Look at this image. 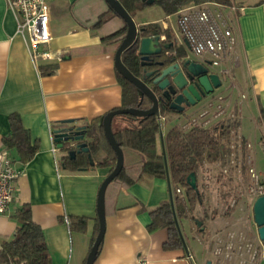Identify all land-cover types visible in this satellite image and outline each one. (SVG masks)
Segmentation results:
<instances>
[{"label":"crops","instance_id":"crops-1","mask_svg":"<svg viewBox=\"0 0 264 264\" xmlns=\"http://www.w3.org/2000/svg\"><path fill=\"white\" fill-rule=\"evenodd\" d=\"M46 1L50 8L52 32L47 48L55 55L51 60L36 63L25 39L17 32L14 12L7 0H0V150L5 149L21 170L15 183V198L7 213L0 215V249L2 241L15 234V211L22 204L30 203L34 220L44 229L52 264H85L97 225L99 231L98 191L111 168L64 169L60 159L68 151L58 147L54 130L66 120L73 121L68 126H86L109 111L122 107L123 90L115 66L119 44L105 43L102 37L122 29L124 20L110 11L105 0ZM218 5L233 24L236 38L233 48L219 66H212L209 62H202L201 57L191 55L188 45L177 33L176 14L168 16L160 6L152 5L138 11L134 19L139 27L157 22L164 29L171 30L176 43L185 47L186 58L194 57L200 63L209 64L210 72L218 73L223 82L213 92L214 95L222 94L221 99L213 98L200 106L204 97L186 109L184 114L161 116L164 134L175 125L188 127V119L204 127L236 122L231 138L245 141L250 161L259 170L258 163L264 162V0H230L226 5ZM102 15H106L107 21L95 25ZM161 36L165 40L166 36ZM46 64L55 65L54 72L42 74L40 66ZM221 105L227 107L228 115L217 114ZM12 112L20 114L24 126L31 133L32 142L38 141V150L28 162L21 161L17 151L6 148L3 143V138L11 131L9 115ZM165 121L168 124L164 128ZM54 142L58 147L59 167L52 151ZM237 145H240L237 151H242L241 141ZM123 150L125 165L143 159V155L134 149ZM237 151L226 162H206L198 170L197 185L204 192V204L196 205L190 211V217L180 222L181 228L190 236L191 225L197 218L208 214L206 220L217 224L222 221L220 217H226L218 214L211 218L213 210L221 213L223 202L218 194L213 196L210 186L219 183L221 170L224 175V170L231 169L232 174V171L241 170V160L233 159ZM107 155L108 152L103 150L98 159ZM113 160L116 162V155ZM235 174L233 177L226 175L232 177L231 184L237 179L238 174ZM169 197L167 178L145 179L130 186L111 185L107 190L106 232L94 264H141L142 259H146V264H203L204 257L212 255L220 246L213 235L222 233L221 228H210L211 233L207 231L196 236L198 260L191 252L187 254L184 247L165 249L166 229L149 232L151 216L142 207L156 206ZM237 214L239 211L235 210L227 217L233 220ZM69 216L88 217L86 231L71 230L65 221ZM230 222L226 220L227 224ZM252 230L256 232L254 241L262 244L254 217ZM222 239L226 237L222 236ZM222 246L225 253L227 244ZM218 258L222 264H229L222 256ZM209 263L214 264L210 258L206 261ZM258 264H264V257Z\"/></svg>","mask_w":264,"mask_h":264},{"label":"trees","instance_id":"trees-1","mask_svg":"<svg viewBox=\"0 0 264 264\" xmlns=\"http://www.w3.org/2000/svg\"><path fill=\"white\" fill-rule=\"evenodd\" d=\"M230 0H155L148 3L143 0H120L126 10L134 17L136 13L152 5L160 6L166 15L177 14L182 8L189 5H200L207 2H216L218 4H227ZM110 11L123 19L110 6ZM106 15H102L95 25H99L107 21ZM124 20V19H123ZM127 23L124 20V27L118 31L110 33L102 37L105 43H118L124 39L127 33ZM142 36L165 35L166 43L173 45L166 49V62H174L179 58L187 56V51L183 45H178L174 40L173 33L169 29H164L159 23L152 22L140 25ZM122 59L126 66L137 76H144L145 66L142 65V57L139 53L138 45L134 44L129 47L122 55ZM164 59V53L162 55ZM55 65H41L42 74L54 72ZM118 80L123 90V103L121 108L139 107L149 108L152 105L148 97L141 98L138 88L127 80L119 72ZM149 83L150 79H146ZM158 91L157 88H155ZM161 116L168 114H184L172 110L168 102L163 99L160 101ZM264 117V111L262 110ZM114 118L125 122V126L114 130L116 140L122 148H130L140 152L143 159L140 162L124 165L122 171L108 185V188L116 183L120 185L130 186L145 179L167 178L164 154L160 133L162 130L161 117L155 115L138 117L131 114H121ZM100 119H95L86 125V139L84 140L90 147L89 152H78L74 157L66 154L61 157L60 164L64 169L69 171H85L91 170L96 166L110 167V172L114 169L116 162L113 160L115 151L108 142L103 127L99 124ZM11 131L3 138L6 148L15 149L21 161L28 162L36 154L38 150V141L32 142L31 133L27 129L17 112L9 115ZM189 126H173L166 134L164 141L170 178L173 189L174 205L179 223L183 219L190 217V211L200 204H204V192L198 187L194 189L189 184V177L192 173L197 175L198 170L204 166L206 162H226L234 151L231 148L232 131L237 126L236 122L232 124H215L213 126L204 127L194 124L188 119ZM60 128H66L65 123L60 124ZM164 133V132H163ZM241 141L242 153H245L247 146L244 140ZM66 146V143H65ZM66 148V147H65ZM106 150L108 155L102 159H98L101 151ZM239 151H237L238 153ZM89 153H91L94 164L90 163ZM238 155V154H237ZM237 158V156H236ZM241 172H247L245 162H242ZM228 176V175H227ZM221 170L218 182L221 188L230 186L232 177H227ZM184 188V194L177 193V188ZM233 188H230V190ZM107 190L105 195V209L107 213ZM224 193L222 198H226ZM142 210L148 211L151 216V223L148 225L149 232H155L160 229H166L168 237L164 242V248L167 250L181 249L184 247L176 226L172 204L170 199L161 201L153 207L143 206ZM234 210L230 207L224 212L230 215ZM218 210H213L211 218H216ZM13 217L17 221V228L11 239H5L1 243L0 264H52V256L50 254L46 235L42 226L37 223L32 214L30 203L22 204L14 213ZM208 215L199 217L203 221ZM69 226L71 230H79L85 232L88 225V217L85 216H69ZM195 220V219H194ZM199 231L201 229L199 228ZM204 231V229L202 230ZM98 233V225L93 238V242ZM92 242V244H93ZM102 243L100 245V248Z\"/></svg>","mask_w":264,"mask_h":264},{"label":"water","instance_id":"water-1","mask_svg":"<svg viewBox=\"0 0 264 264\" xmlns=\"http://www.w3.org/2000/svg\"><path fill=\"white\" fill-rule=\"evenodd\" d=\"M105 1L125 20L128 26L127 33L116 51V69L121 75H123L138 88L141 98L143 99L144 97H148L151 100L152 105L149 108L128 107L114 109L106 113L99 121V124L104 129V133L108 142L115 151L116 165L109 175L104 179L98 191L97 214L99 221V231L87 256L85 264H94L98 257L100 245L104 240L106 232V190L108 185L116 176L119 175L125 165L124 150L116 140L114 130L112 128L114 117L121 114H131L138 117L151 115L161 117L160 101L161 99L164 100V92L162 95H159L158 91L162 92L166 88V90L171 91V94L179 92V96L174 100V102L176 104H181L183 101L185 105L181 108H177L171 104L170 108L172 110H177L178 112H183L185 111L186 106L196 105L206 95L213 93L217 88H220L223 83L220 75L215 72H210L209 67L204 63L197 64V66L202 68L193 70L194 63L191 61V58H179L176 61L170 63H167L166 60L161 59L164 50L170 48L173 43L164 42V39H162L161 35L142 36V31L134 17L126 10L120 0ZM143 1L153 3L155 0ZM134 44L138 45L139 53L142 57V65L145 66L144 76L142 77L135 75L126 66L122 59L123 53ZM147 78L150 79L149 83L146 81ZM155 88H157L158 91H156ZM180 97H182V101L179 100ZM71 122L73 121L66 120L63 123L69 124ZM86 129V126H67L66 128H58L54 130L55 141L58 143V147L60 149L67 150L68 154L72 157H74L80 151L89 152L90 147L84 141L86 139ZM160 139L165 160L167 173L166 177L169 186V199L172 204L176 226L183 241L184 249L187 254H190L188 244L176 215L164 133L162 131L160 133ZM89 160L91 164H94V159L91 153H89ZM188 181L191 187L196 190L198 189L197 177L195 173L190 175ZM253 217L257 226L259 240L263 244L264 254V195L256 198L253 204ZM195 222L201 230L204 229L202 226V220L196 219Z\"/></svg>","mask_w":264,"mask_h":264},{"label":"built area","instance_id":"built-area-1","mask_svg":"<svg viewBox=\"0 0 264 264\" xmlns=\"http://www.w3.org/2000/svg\"><path fill=\"white\" fill-rule=\"evenodd\" d=\"M7 2L16 16L17 32L25 39L34 61L40 63L53 59L55 53L47 48L52 39L50 8L47 1L7 0ZM176 15L177 33L186 42L189 51L201 57L202 62L219 66L236 42L234 26L221 6L215 2L189 5ZM52 151L59 167L56 157L58 147L55 142ZM249 170L251 176L258 180L256 197L264 195V175L258 173L254 167ZM20 173L21 170L15 166L7 151L0 150V215L7 213L15 198L17 191L15 183ZM184 192V188H177V193L182 195ZM65 221L69 222L68 217ZM140 263L146 264V259H142Z\"/></svg>","mask_w":264,"mask_h":264},{"label":"rangeland","instance_id":"rangeland-1","mask_svg":"<svg viewBox=\"0 0 264 264\" xmlns=\"http://www.w3.org/2000/svg\"><path fill=\"white\" fill-rule=\"evenodd\" d=\"M159 7V6H156ZM156 13V12H154ZM229 77V74H227ZM223 95H214V93L208 94L203 101H201L199 104L200 106H203L208 101L218 98H222ZM220 111L217 114H223L228 115L227 107L221 105L219 107ZM199 115V114H197ZM210 116V114H207ZM199 117V116H197ZM170 120V119H169ZM202 121V120H201ZM168 121L163 122L164 128L167 126ZM126 124L124 121L119 120L117 118H114L112 122V128L113 130H118L121 127H124ZM232 136L234 134L232 133ZM240 139H232L231 138V148L234 150L236 147H240V145H237V142H239ZM235 145V146H232ZM249 149V148H248ZM238 154V155H237ZM237 154H234L233 159L237 156L236 159H238V162L241 160V162H245V165L247 166V173L244 175L242 174L241 170H238L236 172L232 171L234 175L235 173L238 174L236 181H234L230 186H226L224 188H221L220 184L217 183V185L210 186V191L213 194V196L219 195V200H222L223 206H221V213L218 212V216H226L225 218H219L221 223H211L210 221L205 220L204 223V231H199V228L195 222L191 225V233L192 236L188 234V231L185 229H182L184 237L186 239V242L190 248V252L193 254L194 259L198 260L199 256L197 254L198 250V241H197V235L201 233H211L210 228L214 230L222 229V233L214 236L215 240L220 245L218 248H216L213 251V254L206 255L204 259L202 260L203 264H206L207 259H212V262L214 264H222L223 262H220L219 256H222L224 259H227L229 264H258L260 259L264 257L263 254V244L258 243V241H254L256 237V232L252 230V219H253V206L252 201L253 199L257 198L256 194L257 189V181L256 178H253L250 174V168L254 167L252 162L250 161V153L245 151V153H242L241 151ZM235 159V161H236ZM255 168V167H254ZM258 168L255 170L264 175V162L258 163ZM229 169V168H228ZM229 170H224V173L226 175H231L233 177V174ZM263 170V171H261ZM263 179V177H260V179ZM207 185V183H204ZM205 187V186H204ZM259 187V186H258ZM230 188H233L230 190ZM225 194L226 198H222V194ZM215 205V204H214ZM239 211V214L234 216V219L231 220L230 217H227L228 215H225L224 212L228 208ZM208 215V214H207ZM199 219V218H197ZM226 220H230V223H226ZM225 227H229L228 229ZM210 231V232H209ZM222 236H225L226 239L223 240ZM227 244L226 252L222 251V245ZM220 248V249H219ZM235 250V252L233 251Z\"/></svg>","mask_w":264,"mask_h":264},{"label":"flooded vegetation","instance_id":"flooded-vegetation-1","mask_svg":"<svg viewBox=\"0 0 264 264\" xmlns=\"http://www.w3.org/2000/svg\"><path fill=\"white\" fill-rule=\"evenodd\" d=\"M165 51H166V50H164V60H166V57H167V56L165 55V53H168V52H165ZM191 55H193V53H191ZM161 59H162V57H161ZM191 61L194 63V65H193V70H198V69L202 68V67H200V66H197V64H200V62L197 61L194 57L191 58ZM206 65H207L208 67H210L209 64H206ZM185 70H186V69H185ZM166 89H167V88H166ZM166 89H164V91H162V92H159V91H158L159 95H162L163 92H164V96H163V98H164V101H165V102H168L169 105L173 104V105L176 106L177 108H181L182 106L185 105V103L182 101V97L179 98V100L182 101L181 104H176V103L174 102V100L179 96V92H177V93H175V94H171V91H168V90H166ZM206 96H207V95H206ZM206 96H205V97H206ZM189 107H191V106H186L185 111H186V109H188ZM175 111H177V110H175ZM185 111H183V112H185Z\"/></svg>","mask_w":264,"mask_h":264}]
</instances>
